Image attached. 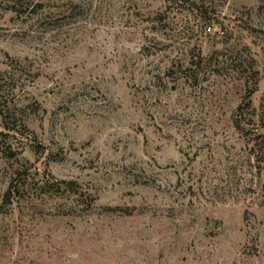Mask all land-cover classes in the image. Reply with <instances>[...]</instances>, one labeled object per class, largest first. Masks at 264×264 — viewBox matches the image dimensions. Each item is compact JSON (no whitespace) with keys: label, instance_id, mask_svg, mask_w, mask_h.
Instances as JSON below:
<instances>
[{"label":"rangeland","instance_id":"1","mask_svg":"<svg viewBox=\"0 0 264 264\" xmlns=\"http://www.w3.org/2000/svg\"><path fill=\"white\" fill-rule=\"evenodd\" d=\"M192 2L0 0V264H264V0Z\"/></svg>","mask_w":264,"mask_h":264},{"label":"trees","instance_id":"2","mask_svg":"<svg viewBox=\"0 0 264 264\" xmlns=\"http://www.w3.org/2000/svg\"><path fill=\"white\" fill-rule=\"evenodd\" d=\"M168 7L170 8L171 5H175L177 8L180 9H187L189 12H192V14H195L196 17L200 21L205 22V24L211 23L213 21L212 18L207 17V14L204 12L205 10V5L204 4H198L197 2H192V0H164ZM163 14V13H162ZM162 14H158L159 18V23H162ZM204 61L201 57L198 58L197 61L190 60V62L187 63L186 66H181V70L183 69L184 75H185V81L189 83H197L199 81V75L200 72L204 69ZM253 90H250V92L247 95V98L244 100L243 104L238 106L237 108V117L235 118V124L237 127H240V120L242 117L245 115L246 109H249L250 105V98L252 96ZM233 118V117H232ZM5 130L8 131L6 134L3 132H0L1 136L4 137H9L10 134V128L8 124H5ZM26 175V172H19L17 173L16 178H14L9 185L7 194H6V199L8 201H11L13 198L16 196L20 195L21 191V184L25 182L24 177ZM62 184L66 185L69 187L71 191L76 192V184L73 182H61Z\"/></svg>","mask_w":264,"mask_h":264}]
</instances>
